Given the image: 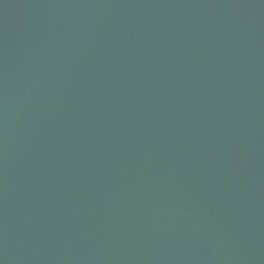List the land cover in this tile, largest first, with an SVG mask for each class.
Returning a JSON list of instances; mask_svg holds the SVG:
<instances>
[{"label":"water","instance_id":"95a60500","mask_svg":"<svg viewBox=\"0 0 264 264\" xmlns=\"http://www.w3.org/2000/svg\"><path fill=\"white\" fill-rule=\"evenodd\" d=\"M0 264H264V0H0Z\"/></svg>","mask_w":264,"mask_h":264}]
</instances>
